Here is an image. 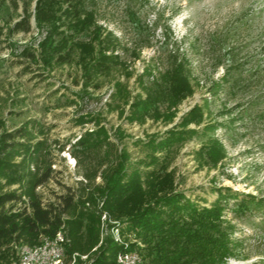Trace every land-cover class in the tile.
I'll return each instance as SVG.
<instances>
[{"label":"trees","instance_id":"trees-1","mask_svg":"<svg viewBox=\"0 0 264 264\" xmlns=\"http://www.w3.org/2000/svg\"><path fill=\"white\" fill-rule=\"evenodd\" d=\"M86 2L0 0V14H19V20L8 29L9 36L45 30L39 49L24 54L41 68L52 72L70 65L76 50H80L77 65L81 83L77 84H81V95L92 97L119 73L124 81L114 80L108 111L117 112L130 124H173L178 107L194 94L188 61L170 58L158 77L153 76L152 69H146L136 76L141 91L134 94L129 81L135 72L121 53H130L134 62L139 61L151 40L147 38L134 49L122 46L112 31L98 25L96 12L89 10ZM132 18L142 40L145 29H150L141 26L134 14ZM231 51L221 57L232 66L227 67L226 61L219 66L226 67L225 84L236 88L241 83V66ZM215 88L223 85L217 83ZM101 121L100 114L77 118V125L93 128L67 144L51 141L37 120L0 133V264H20L16 247L38 245L42 238H52L60 231L68 239V263L78 254L92 259L85 264H118V255L124 252H137L144 264H226L228 259L238 257L232 239L236 228L225 218V211L231 200L237 201L232 208L235 213H247L252 205L262 207L264 201L240 199L237 192L225 189L218 191L212 206L201 207L177 190L176 171L169 172L183 145L215 131L212 125L203 132L188 129L203 122L198 106L165 136H147L136 142L145 153L137 164L131 162L127 146L115 142ZM124 138L119 134L117 141ZM68 145L81 179L76 188L59 181L65 192L45 204L40 189L61 174L55 168L54 151L61 155ZM197 154L211 167L225 159L222 145L211 137ZM106 212L120 221L124 245L111 238L102 239V216Z\"/></svg>","mask_w":264,"mask_h":264},{"label":"rangeland","instance_id":"rangeland-1","mask_svg":"<svg viewBox=\"0 0 264 264\" xmlns=\"http://www.w3.org/2000/svg\"><path fill=\"white\" fill-rule=\"evenodd\" d=\"M86 4L96 12L98 25L112 31L122 46L134 49L147 38L151 40V46L141 51L139 61L134 62L130 53H121L135 72L129 81L134 94L141 91L137 75L152 69L153 76L158 77L172 57L188 61L194 94L178 107L177 118L171 125L130 124L117 112L107 109L114 80L124 81L119 73L92 97L81 95V84H77L81 77L77 65L80 50H76L74 63L70 65L52 72L41 68L24 54L39 49L45 30L33 29L29 34L9 36L8 29L19 20V14L10 11L0 14L3 30L0 32V133L20 127L28 120H37L51 141L73 143L93 128L77 125V118L100 114L102 125L112 139L126 145L132 155L131 162L137 164L145 158V153L136 142L146 140L147 136H165L198 106L203 122L200 126L191 124L188 129L203 132L212 125L215 131L182 146L169 169L176 171L177 190L201 207L212 206L218 191L225 189L237 192L240 199L264 201V0H87ZM133 14L141 26L150 29L148 32L145 29L142 40L133 25ZM230 50L241 66L238 69L241 83L236 88L225 84L227 70L219 66L225 61L227 67L232 66L221 57ZM217 83L223 88L216 89ZM71 100L77 103L71 105ZM119 134L125 136L121 141H117ZM210 137L219 141L225 154L217 167L207 165L197 154ZM54 154L55 168L61 174L40 189L45 204L65 192L59 181L76 188L81 179L76 161L69 154V145L61 155L57 151ZM234 204L237 201L231 200L225 218L236 228L232 239L238 257L228 259L226 264H264V206L252 205L247 213H235ZM106 214L103 240L111 238L116 244H120L119 240L126 241L119 228L120 221ZM89 261L92 263L91 258L86 262Z\"/></svg>","mask_w":264,"mask_h":264},{"label":"built area","instance_id":"built-area-1","mask_svg":"<svg viewBox=\"0 0 264 264\" xmlns=\"http://www.w3.org/2000/svg\"><path fill=\"white\" fill-rule=\"evenodd\" d=\"M107 214L102 216V239L104 237V223ZM119 232V230L117 229ZM121 245L124 241L119 240ZM68 239L63 231L58 232L54 237L42 238L41 242L35 246H18L20 264H85L88 256L74 254L69 263L66 261V248ZM118 264H144L142 257L137 252H124L118 255Z\"/></svg>","mask_w":264,"mask_h":264}]
</instances>
